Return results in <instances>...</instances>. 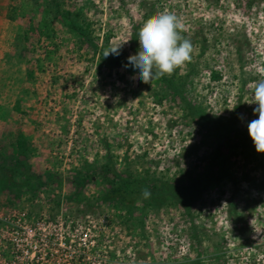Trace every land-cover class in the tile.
Instances as JSON below:
<instances>
[{
  "label": "rangeland",
  "instance_id": "rangeland-1",
  "mask_svg": "<svg viewBox=\"0 0 264 264\" xmlns=\"http://www.w3.org/2000/svg\"><path fill=\"white\" fill-rule=\"evenodd\" d=\"M163 12L191 59L143 83ZM261 72L264 0H0V264H264Z\"/></svg>",
  "mask_w": 264,
  "mask_h": 264
},
{
  "label": "clouds",
  "instance_id": "clouds-1",
  "mask_svg": "<svg viewBox=\"0 0 264 264\" xmlns=\"http://www.w3.org/2000/svg\"><path fill=\"white\" fill-rule=\"evenodd\" d=\"M183 25L172 12L159 13L146 21L138 31L139 50L127 58V65L133 76L143 83H150L165 74H171L174 69L191 59L192 45L190 40L181 36ZM124 43V42H123ZM110 47L104 52L108 55L119 56L122 44ZM259 80L253 85L251 103L258 118L248 125V133L255 150L264 153V72L259 73ZM148 198L151 193L144 190Z\"/></svg>",
  "mask_w": 264,
  "mask_h": 264
},
{
  "label": "trees",
  "instance_id": "trees-1",
  "mask_svg": "<svg viewBox=\"0 0 264 264\" xmlns=\"http://www.w3.org/2000/svg\"><path fill=\"white\" fill-rule=\"evenodd\" d=\"M103 176L107 177L110 181L113 180V178L116 177L115 172H111V171H107L105 174H103ZM136 181L131 180V179H121L119 182H117V189L118 192L121 194V196L123 197V199H126V196L124 195L125 193H128V190L132 187V185L135 183Z\"/></svg>",
  "mask_w": 264,
  "mask_h": 264
}]
</instances>
